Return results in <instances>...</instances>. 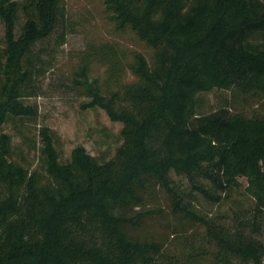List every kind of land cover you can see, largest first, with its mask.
<instances>
[{"label": "trees", "instance_id": "16d2710c", "mask_svg": "<svg viewBox=\"0 0 264 264\" xmlns=\"http://www.w3.org/2000/svg\"><path fill=\"white\" fill-rule=\"evenodd\" d=\"M104 2L115 26L151 49L129 55L112 41L89 42L74 70L78 93L89 97L83 106L122 122V143L109 159L78 145L64 161L44 126L30 168L12 158L4 126L38 119V105L25 99L39 95L49 52L39 44L60 26L65 2L0 0V264H207V244L216 264H259L263 244L192 209L171 172L216 202L201 179L226 192L246 177L264 211V116L244 111L264 100V0ZM95 65L106 66L105 81ZM215 88L231 91L229 105L200 113L199 94ZM238 100L244 109L234 111ZM149 223L162 233L143 232ZM196 223L206 226L202 245L189 236Z\"/></svg>", "mask_w": 264, "mask_h": 264}, {"label": "rangeland", "instance_id": "374dc122", "mask_svg": "<svg viewBox=\"0 0 264 264\" xmlns=\"http://www.w3.org/2000/svg\"><path fill=\"white\" fill-rule=\"evenodd\" d=\"M64 2L65 16L61 19L60 26L50 38L39 44V47L47 48L49 51L43 55L48 65L43 68V73L37 80L39 95L25 99L27 103L38 105V119L26 123L24 127L15 120L9 121L4 126L5 131L13 138L12 158L30 168H35L39 163L41 145L39 130L44 126L56 132L57 146L64 161L78 145L85 146L99 159H109L115 155L122 143L123 123L112 120L101 107H84L83 103L89 100V97L80 95L76 89L74 70L79 65L80 52L89 42L112 41L129 55L131 50L142 51L149 57L151 55V49L132 31L121 30L115 26L111 11L107 9L104 0H64ZM20 14V20H24L21 12ZM64 29L67 30L66 42L58 45L57 36ZM4 43L5 25L0 17V48ZM105 69L106 66L95 65L93 76H99L105 81ZM132 78L133 75L128 72V79ZM230 100L231 91L228 89L215 88L209 92H202L199 94L198 111L209 113L223 105H229ZM234 105V111L242 110L245 106L241 100ZM244 111L249 117L264 116V100L246 105ZM171 176L174 187L184 193V201L192 209L233 231L244 229L247 236L258 239L264 246V211L257 212L258 203L247 191L246 177H239L241 185L226 192L214 188L210 180L201 179V183L221 196V200L216 202L195 189L188 176L177 174L175 171L171 172ZM162 206L167 210L170 209L165 201ZM151 225V223L145 225L142 231L162 233L163 227L159 224ZM204 235H206V226L201 223H196L189 233V236L194 237L200 245L205 242ZM175 246L177 247L176 244L170 246L171 253L177 252ZM215 249L216 246L213 244H207L204 255L207 264H216L213 254ZM232 264L257 263L233 259ZM259 264H264V254Z\"/></svg>", "mask_w": 264, "mask_h": 264}]
</instances>
